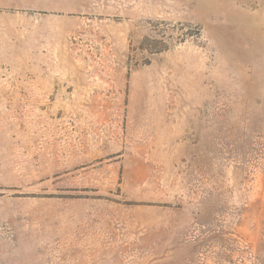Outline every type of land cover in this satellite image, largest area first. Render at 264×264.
Instances as JSON below:
<instances>
[{
    "label": "rangeland",
    "instance_id": "rangeland-1",
    "mask_svg": "<svg viewBox=\"0 0 264 264\" xmlns=\"http://www.w3.org/2000/svg\"><path fill=\"white\" fill-rule=\"evenodd\" d=\"M0 264H264V0H0Z\"/></svg>",
    "mask_w": 264,
    "mask_h": 264
}]
</instances>
